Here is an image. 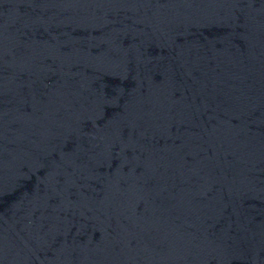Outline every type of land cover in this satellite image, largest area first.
<instances>
[{
	"label": "water",
	"instance_id": "obj_1",
	"mask_svg": "<svg viewBox=\"0 0 264 264\" xmlns=\"http://www.w3.org/2000/svg\"><path fill=\"white\" fill-rule=\"evenodd\" d=\"M0 264H264V0H0Z\"/></svg>",
	"mask_w": 264,
	"mask_h": 264
}]
</instances>
